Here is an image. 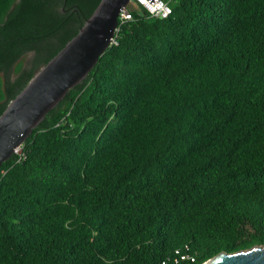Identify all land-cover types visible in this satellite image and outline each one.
<instances>
[{
  "label": "trees",
  "instance_id": "obj_1",
  "mask_svg": "<svg viewBox=\"0 0 264 264\" xmlns=\"http://www.w3.org/2000/svg\"><path fill=\"white\" fill-rule=\"evenodd\" d=\"M100 0H0V115ZM133 18L1 165L0 264H202L264 244V0Z\"/></svg>",
  "mask_w": 264,
  "mask_h": 264
},
{
  "label": "water",
  "instance_id": "obj_2",
  "mask_svg": "<svg viewBox=\"0 0 264 264\" xmlns=\"http://www.w3.org/2000/svg\"><path fill=\"white\" fill-rule=\"evenodd\" d=\"M130 0H100L79 31L30 78L0 115L1 165L49 110L80 83L112 44L121 9ZM202 264H264V244L220 251Z\"/></svg>",
  "mask_w": 264,
  "mask_h": 264
},
{
  "label": "built area",
  "instance_id": "obj_3",
  "mask_svg": "<svg viewBox=\"0 0 264 264\" xmlns=\"http://www.w3.org/2000/svg\"><path fill=\"white\" fill-rule=\"evenodd\" d=\"M134 7L143 8L151 15L159 17H166L172 11L171 5L166 0H130L129 3L124 6L119 13L118 24L115 30V35L112 38V44L117 42V35L123 25L133 18L132 9ZM22 148L23 144L16 147L15 149V153L19 155V158L24 155Z\"/></svg>",
  "mask_w": 264,
  "mask_h": 264
}]
</instances>
